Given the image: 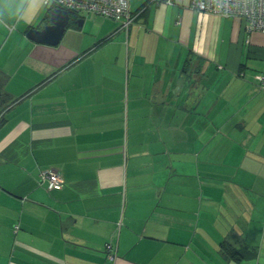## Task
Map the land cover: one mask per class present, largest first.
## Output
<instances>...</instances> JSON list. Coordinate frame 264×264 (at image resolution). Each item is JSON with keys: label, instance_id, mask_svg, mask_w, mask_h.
Here are the masks:
<instances>
[{"label": "crops", "instance_id": "obj_1", "mask_svg": "<svg viewBox=\"0 0 264 264\" xmlns=\"http://www.w3.org/2000/svg\"><path fill=\"white\" fill-rule=\"evenodd\" d=\"M53 7L0 28V264H264V32L131 0L28 36Z\"/></svg>", "mask_w": 264, "mask_h": 264}, {"label": "built area", "instance_id": "obj_2", "mask_svg": "<svg viewBox=\"0 0 264 264\" xmlns=\"http://www.w3.org/2000/svg\"><path fill=\"white\" fill-rule=\"evenodd\" d=\"M45 3L82 16L97 14L113 18L125 27H129L135 18L131 10V0H51L50 4L49 0H45ZM191 6L199 12L241 17L245 20L247 30L264 32V0H191ZM256 77L264 85V72L257 74ZM45 181L49 189L61 188L65 183L62 173L54 169L41 172L40 182ZM107 250L109 257L114 258L116 252L113 247L109 245Z\"/></svg>", "mask_w": 264, "mask_h": 264}, {"label": "water", "instance_id": "obj_3", "mask_svg": "<svg viewBox=\"0 0 264 264\" xmlns=\"http://www.w3.org/2000/svg\"><path fill=\"white\" fill-rule=\"evenodd\" d=\"M72 22V13L62 7L55 6L51 10L50 22L42 28L32 27L28 31V36L36 41L58 44L65 35ZM80 25L83 18H77Z\"/></svg>", "mask_w": 264, "mask_h": 264}, {"label": "clouds", "instance_id": "obj_4", "mask_svg": "<svg viewBox=\"0 0 264 264\" xmlns=\"http://www.w3.org/2000/svg\"><path fill=\"white\" fill-rule=\"evenodd\" d=\"M38 3H43V0H0V28L15 27L33 14Z\"/></svg>", "mask_w": 264, "mask_h": 264}, {"label": "trees", "instance_id": "obj_5", "mask_svg": "<svg viewBox=\"0 0 264 264\" xmlns=\"http://www.w3.org/2000/svg\"><path fill=\"white\" fill-rule=\"evenodd\" d=\"M72 15L74 16L73 18L76 19L77 13L72 12ZM75 19L72 21V25L77 24ZM222 245L224 252L228 257L235 258L238 260L251 258L256 254L254 250H250L249 247L244 243H242L241 246H239L227 240V241H223Z\"/></svg>", "mask_w": 264, "mask_h": 264}]
</instances>
